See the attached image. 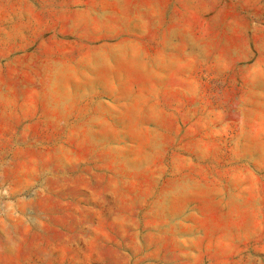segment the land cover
<instances>
[{
    "label": "rangeland",
    "instance_id": "rangeland-1",
    "mask_svg": "<svg viewBox=\"0 0 264 264\" xmlns=\"http://www.w3.org/2000/svg\"><path fill=\"white\" fill-rule=\"evenodd\" d=\"M0 264H264V0H0Z\"/></svg>",
    "mask_w": 264,
    "mask_h": 264
},
{
    "label": "crops",
    "instance_id": "crops-1",
    "mask_svg": "<svg viewBox=\"0 0 264 264\" xmlns=\"http://www.w3.org/2000/svg\"><path fill=\"white\" fill-rule=\"evenodd\" d=\"M75 1H78L79 2L80 0H72V2H75Z\"/></svg>",
    "mask_w": 264,
    "mask_h": 264
}]
</instances>
